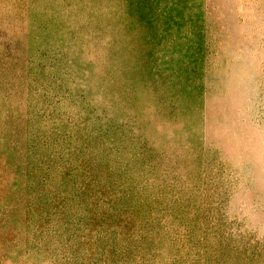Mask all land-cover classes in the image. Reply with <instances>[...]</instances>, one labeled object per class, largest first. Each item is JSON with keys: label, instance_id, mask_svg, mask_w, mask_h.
Listing matches in <instances>:
<instances>
[{"label": "rangeland", "instance_id": "obj_1", "mask_svg": "<svg viewBox=\"0 0 264 264\" xmlns=\"http://www.w3.org/2000/svg\"><path fill=\"white\" fill-rule=\"evenodd\" d=\"M0 264H264V0H0Z\"/></svg>", "mask_w": 264, "mask_h": 264}]
</instances>
